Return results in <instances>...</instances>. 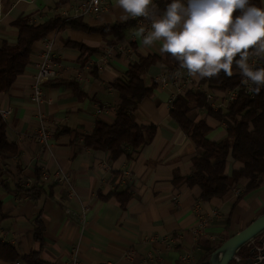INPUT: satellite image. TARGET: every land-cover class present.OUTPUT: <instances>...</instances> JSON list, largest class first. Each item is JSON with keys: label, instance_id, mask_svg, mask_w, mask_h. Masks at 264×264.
Here are the masks:
<instances>
[{"label": "crops", "instance_id": "1", "mask_svg": "<svg viewBox=\"0 0 264 264\" xmlns=\"http://www.w3.org/2000/svg\"><path fill=\"white\" fill-rule=\"evenodd\" d=\"M81 1L0 0V48L17 43L18 19L35 27L58 16L79 19L75 13ZM158 1L152 10L158 9ZM108 3V11L81 18L83 22L92 28L132 22H121L115 0ZM138 28L130 24L117 40L113 34L105 37L70 26L53 31L46 38L54 41L53 57L63 73L43 87V103L38 106L31 100L33 60L43 51V40L34 44L25 74L8 93L0 94V108L12 110L0 127L2 122L16 149L0 154V264H68L75 253L80 264H184L187 255L189 264H199L214 245L213 238L226 241L264 213V176L256 192L244 194L247 181L242 180L235 188L240 195L234 190L209 202L202 201L198 187L185 183L199 151L171 116L172 86H158L134 113L140 126H154L157 132L133 158L112 160L109 153L84 146L97 120L115 122L121 101L113 85L132 66L119 47L136 50V61L156 59L144 76L148 87L166 70L181 68L188 74L170 54H161L162 41L143 48L135 37ZM189 76L197 85L192 90L207 92L201 84L205 78ZM216 94L221 102L223 92ZM41 118L52 134L48 146L30 138ZM189 118L196 123L206 119L213 142L226 136L227 126L207 118L204 109H194ZM242 167L229 165L227 173ZM60 175H69V184L58 182ZM40 187L37 200L26 193ZM211 216L207 234L197 239L192 231L198 219ZM38 220L44 228L43 242L34 238ZM128 251L133 263L126 258Z\"/></svg>", "mask_w": 264, "mask_h": 264}, {"label": "trees", "instance_id": "2", "mask_svg": "<svg viewBox=\"0 0 264 264\" xmlns=\"http://www.w3.org/2000/svg\"><path fill=\"white\" fill-rule=\"evenodd\" d=\"M171 2L160 0L157 2L158 9L154 8L153 11L157 15L163 14L166 5ZM251 3L258 7L261 6V0H251ZM132 23L134 24V21L92 28L86 25L81 18L69 19L58 16L35 27L27 19H18L15 23L19 30L17 43L14 46L4 43L0 48V94L8 93L16 80L25 74L32 63L34 44L45 39L53 31H60L70 26L88 33H100L105 37L113 34L117 40L124 35L125 29ZM252 51L253 49H249L248 58ZM173 60L176 66H180L179 61L175 58ZM137 61L129 68L124 78L113 85L121 101L115 122L109 125L102 120H97L93 133L84 138L86 148L109 153L112 160H118L123 156L128 159L133 158L151 144L156 136V127L140 126L134 116L141 103L149 98L159 86L154 83L148 87L144 81V76L156 63V59L141 58ZM241 79L242 76L234 62L231 77L221 72L216 77L203 79L201 84L211 91L227 92L236 89ZM194 109H204L207 118L224 123L227 126L226 136L220 141H211L209 135L212 128L207 120L204 119L198 123L190 120L189 114ZM171 116L199 151L192 161V175L185 179V183L191 188L198 187L201 190L202 201L209 202L214 198H225L242 180L247 181L244 194L247 195L260 189L264 176V86H260L259 91L254 92L253 98L241 95L226 110L217 112L208 106L205 93L190 90L175 100ZM9 152L15 153L16 149L9 144L5 126L1 122L0 154ZM235 163H240L243 167L239 170H232L228 174V166ZM26 193L37 200L42 194V187L30 189ZM122 195H118V198ZM34 238L39 242L44 240V228L39 220L36 222ZM224 242L225 240L207 249L204 260L199 264L206 261ZM255 242L253 245L245 246L238 253L237 258L240 263L234 260L231 264L254 262L261 248L264 254V236ZM258 243L260 247L257 246ZM35 257L37 258V255L31 258Z\"/></svg>", "mask_w": 264, "mask_h": 264}, {"label": "clouds", "instance_id": "3", "mask_svg": "<svg viewBox=\"0 0 264 264\" xmlns=\"http://www.w3.org/2000/svg\"><path fill=\"white\" fill-rule=\"evenodd\" d=\"M151 5L153 0H115L121 22L150 21L135 32L143 48L162 41L161 54H170L196 80L221 72L231 77L235 62L246 82L256 85L249 91L264 86V68L253 69L247 62L249 49L264 53V8L251 0H172L157 16Z\"/></svg>", "mask_w": 264, "mask_h": 264}, {"label": "built area", "instance_id": "4", "mask_svg": "<svg viewBox=\"0 0 264 264\" xmlns=\"http://www.w3.org/2000/svg\"><path fill=\"white\" fill-rule=\"evenodd\" d=\"M154 3L155 0H153V5ZM153 5H151L150 8L153 7ZM108 9V0H84L78 4L75 16L77 18L89 17L91 15L104 13L108 11ZM130 20L134 21L139 27L150 26V21L143 17L130 18ZM43 45V51L33 60V65L36 69V74L33 80L31 100L38 106L41 105L44 101L45 96L43 87L47 83L58 79L59 76L63 73L61 66L56 63L53 57L54 41L49 38H45L43 39ZM118 50L120 53L125 54L127 56L130 65L136 63V50H134L131 46L119 47ZM247 62L249 66L253 69L264 68V53L257 54L255 52V49H253ZM153 81L156 82V84L159 85L162 89L168 86H172L174 88L175 93L173 94L171 103H174L179 96L185 95L188 91L194 89L197 86L195 85L191 77L187 73L183 72L181 68L166 70L154 76ZM250 87L252 89H255L256 85L251 84L250 81L246 82V79L242 77L241 83L236 89L223 92L221 102H218L217 100L219 96L216 97V91L214 92L206 88L207 92H203L206 95L208 106L212 110L217 112L221 110H226L233 102L239 99L241 95L253 98L255 91H249ZM11 114V109L0 108L1 121L4 122ZM30 138L38 144L44 146L49 145V142L52 138V134L48 129L47 125H45V121L43 118H41V121L39 122L38 129L35 133L30 135ZM57 181L60 183L69 184L70 177L69 175H60L58 176ZM234 190L236 195L241 194L240 190ZM87 208L88 207L83 208V213L87 211ZM213 216L217 217V214H214ZM210 221H212V216L210 220L198 219V222L196 223L192 231L197 239L207 234L206 232L210 227ZM212 242L214 244L213 246L218 244L216 238H213ZM125 254L127 260L133 263V253L131 251H128ZM149 258H151V256H149ZM182 262L184 264H189L191 262V256L187 255L186 257L182 258ZM68 264H80L79 255L75 253Z\"/></svg>", "mask_w": 264, "mask_h": 264}, {"label": "water", "instance_id": "5", "mask_svg": "<svg viewBox=\"0 0 264 264\" xmlns=\"http://www.w3.org/2000/svg\"><path fill=\"white\" fill-rule=\"evenodd\" d=\"M264 236V213L257 217L245 229L227 239L209 258L202 264H231L236 260L238 253L248 245ZM263 249V248H262ZM259 249V255L254 262H245L241 264H264V254Z\"/></svg>", "mask_w": 264, "mask_h": 264}, {"label": "rangeland", "instance_id": "6", "mask_svg": "<svg viewBox=\"0 0 264 264\" xmlns=\"http://www.w3.org/2000/svg\"><path fill=\"white\" fill-rule=\"evenodd\" d=\"M259 240V239H258ZM258 247H260L261 245H259V243L257 244Z\"/></svg>", "mask_w": 264, "mask_h": 264}]
</instances>
